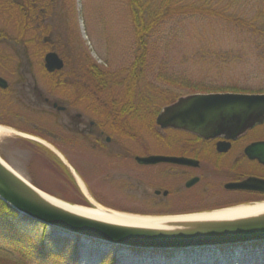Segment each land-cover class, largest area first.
Masks as SVG:
<instances>
[{
	"label": "rangeland",
	"instance_id": "rangeland-1",
	"mask_svg": "<svg viewBox=\"0 0 264 264\" xmlns=\"http://www.w3.org/2000/svg\"><path fill=\"white\" fill-rule=\"evenodd\" d=\"M186 1L188 3L197 1L196 4L204 5L219 4L214 6L231 8V10L226 13L225 18L203 19L197 23L181 25L180 20L168 21L165 26L160 27L156 33L152 34L153 37L139 62L138 79L135 78V74H131L137 40L128 0H56L53 5L51 4L52 6L47 8L48 14L49 12L50 14L46 16L47 24L49 23L51 28V31L48 32L51 40L48 43H42L43 39H41L36 47L33 46V49H36L34 55L22 56V64L19 62L18 65L17 57H14V61L10 63L9 67L0 63L2 65L0 75L10 82L11 90L14 93L13 99L10 96H3L4 94L0 92V125L16 131L0 135V156L4 161L41 190L62 200H67V202L68 199L77 200L76 204L90 205L91 208L100 205L119 212L141 215L190 214H171L149 210L141 201L133 185L130 189L123 188L118 181L109 180L110 178H106L102 173L92 172L96 165L102 172L109 171L110 159L99 152L92 151L89 148V141L80 140L78 136L74 139L72 133L65 131L64 134L71 139L67 140L69 142L64 139H59L58 143L52 142L53 145L49 141L45 142L59 151L67 163L73 166L80 178L83 176L81 180L86 187V191H84L87 196H85L75 176L74 180L78 190L75 183L73 182V184L69 180L49 152L29 145L30 143L25 140L35 141L30 138L34 136L31 134L34 133L32 131L35 128L43 126L46 127L44 130L47 132L54 130L55 133L60 129L55 124V117H58L55 111L37 113L29 109L30 104H33L34 101V94L30 92L34 85L46 96L56 98L60 103L66 105L70 113H82L85 119H92L100 125L105 123L106 135L113 138V143L133 145L140 144L141 136L139 135L142 133L149 143H155L151 136L153 131H150L148 126L156 129V116L165 106L174 103L182 96L193 94V91L184 87L189 82L190 84H195V81L209 84L210 81L218 79L222 84L227 81L225 86L246 87L256 93L258 90H263L261 85L264 83V72L256 61L262 60L259 57L264 54V49L257 50L253 47L250 50L248 48L249 39L232 30L226 17L234 19L237 18L236 15L243 13L248 17L257 18L256 13L264 11V0ZM153 2L158 6L166 4L174 6L178 0H153ZM36 13L39 14L40 9L36 10ZM10 16V13H5L2 10V2H0V27H5L7 19L12 20ZM7 25L9 29L6 32L10 36H14L19 31L16 29L15 23L9 21ZM235 28L233 25V29ZM7 38L2 40L0 48H13ZM41 44H44L46 50L49 49L48 51H56L64 59L63 70L57 73H49L46 70L44 54H37V50L41 49ZM14 46L30 47L21 43L17 45L14 43ZM9 53L13 54L14 52ZM227 54L230 56L227 57ZM239 54L244 56H234ZM86 59L100 66L106 79L105 83L100 84L95 90H93V82L90 81L86 67H84ZM250 62L257 65H249ZM233 64L236 65L233 66ZM260 64L262 66V63ZM256 66H258L257 69ZM129 74L131 80L128 77ZM227 77L232 80H228ZM61 80L62 85L57 86L56 81ZM127 85L136 91L135 98L141 99L142 104L139 111L141 110L143 113L140 116H133L141 123L132 124V127L139 131L130 133V135L113 130L107 116L114 109L112 101L116 103L129 101L130 96H126ZM162 91L163 95L160 94ZM17 94L19 96L22 94L25 101L19 102L15 98V95L19 98ZM79 95H83L85 98L79 101ZM173 99L174 101L171 102ZM94 107L101 108V113H97ZM155 112L156 114H153ZM60 116L63 119L64 115ZM130 121H132L131 118ZM144 129H146L145 133ZM78 146H81L82 149L78 150ZM46 147L53 151L50 147ZM0 230L25 241L27 246L34 249L36 254L33 253L34 257L39 262L32 264H100L103 261L105 264H113L116 255L128 256L125 257L127 261L134 257V255H127L122 249L116 247L84 246L78 249L77 245L80 243L78 240L71 241L74 245L59 246L64 235L55 231L49 232L47 241H41L2 216H0ZM257 249L262 250L263 254L252 256L243 254L245 252H239L245 256H241L238 260L229 259V254H227L225 260L217 261L214 264H264V244ZM94 251L98 252L91 257L93 258L91 261L94 260L92 262L89 261L90 259L88 260L87 256V259L79 257L82 253L90 257V253H94ZM189 254L192 253L165 252L138 256L148 260L149 264L165 262L170 264L175 263L174 261H177L179 257H187ZM0 259L8 261L10 264H28L17 254H12L9 251H0ZM118 259L119 264H133L130 260L125 262L121 256Z\"/></svg>",
	"mask_w": 264,
	"mask_h": 264
},
{
	"label": "flooded vegetation",
	"instance_id": "flooded-vegetation-1",
	"mask_svg": "<svg viewBox=\"0 0 264 264\" xmlns=\"http://www.w3.org/2000/svg\"><path fill=\"white\" fill-rule=\"evenodd\" d=\"M55 1H0L2 10L10 13L12 19H7L5 27H0V45L2 40L9 36L8 43H11L13 47L0 48L1 64L11 66L10 63L14 61V57H17L18 65L19 62L22 64V56L34 55L36 49H33V46L36 47L41 39H43L42 43H48L51 40L48 33L51 28L49 23L47 24L46 16L50 14L47 8ZM38 9H40L39 14L36 13ZM9 21L15 23L16 29H19L14 36L6 32L9 29L7 25ZM12 41L15 45L21 43L30 47H15ZM40 47L37 54H44L45 65V56L50 51L46 50L44 44ZM57 72L59 71L51 73ZM0 92L4 94L3 96L14 99L10 82L6 88L0 86ZM30 92L34 94V101L30 104V108L36 109L38 113L55 111L58 116L55 117V124L60 128L55 133L54 130L47 132L44 130L46 127L42 126L33 129L32 132L50 143H58L59 139L63 140L65 131L75 134L80 140L89 141V148L92 151L99 152L111 161L110 170L106 173L102 172L98 165L94 166L92 172L102 173L106 178H110L109 180L118 181L123 188L130 189L133 185L141 201L149 210L171 214L197 213L264 202V122L255 124L235 138L226 135L205 138L185 129L161 128L155 121L156 129L148 126L150 131H153L151 136L155 143H149L143 133L139 135L141 136L140 144L113 143V138L106 135L105 123L100 125L92 119H85L82 113H70L66 105L56 98L46 96L36 85ZM19 98L22 102L25 101L22 94ZM84 98L83 95L78 96L79 101ZM128 100V104H135L129 106L122 117L115 118V114L119 112H113V116L109 118L113 130L124 135L139 131L133 128L132 124L141 122L133 116L143 114L141 110L139 111L141 99L134 96L129 97ZM113 107V110L117 108L115 105ZM94 109L97 113H101V108L94 107ZM61 114L64 115L63 119L60 118ZM145 130H143L144 133ZM79 149H82L81 146H78ZM153 155L183 160L157 163H145L139 160L140 157L146 158ZM251 178H255L256 181L249 183L246 187L232 186Z\"/></svg>",
	"mask_w": 264,
	"mask_h": 264
},
{
	"label": "water",
	"instance_id": "water-1",
	"mask_svg": "<svg viewBox=\"0 0 264 264\" xmlns=\"http://www.w3.org/2000/svg\"><path fill=\"white\" fill-rule=\"evenodd\" d=\"M64 66V60L57 52L50 51L46 54L45 67L49 72L59 71ZM8 84V81L0 76V86L6 88ZM156 122L161 128L185 129L205 138L220 135L235 138L255 124L264 122V93L218 92L182 96L174 103L165 106L158 114ZM30 138L50 147L78 180L74 168L58 150L39 138ZM139 160L145 163H157L181 162L180 160L183 159L153 155L140 157ZM253 181L256 179L251 178L232 186L243 188ZM41 191L0 156V198L20 216L46 225L50 231L62 233L70 241L78 240L80 244L99 246V248L116 247L127 255L192 253L183 258L178 256L177 260L207 258L214 255L226 256L252 251L251 246L255 243L264 244V211L235 218L207 217L176 220L162 226L135 225L87 215L74 207H65L51 201L42 195ZM219 210L221 209L175 216H154L185 217Z\"/></svg>",
	"mask_w": 264,
	"mask_h": 264
},
{
	"label": "trees",
	"instance_id": "trees-1",
	"mask_svg": "<svg viewBox=\"0 0 264 264\" xmlns=\"http://www.w3.org/2000/svg\"><path fill=\"white\" fill-rule=\"evenodd\" d=\"M130 5V11L132 15V24L135 27L136 32V40L137 45L135 49V61L132 66L131 74H135V78L138 79V68H139V62L141 61V56H144V52L146 50V47L153 37L152 34L156 33L157 30L160 29V27L165 26L168 21H176L180 20L179 23L181 25H185L187 23L191 22H199V20L203 19H212V18H225L226 13L231 10V8H223V7H217L214 5L219 4H210V5H204L201 3H195L197 1H194L192 3H188L186 0H178V3L174 6L170 4L166 5H156L153 0H128ZM195 3V4H193ZM257 18L248 17V15H245L243 13H239L237 18L230 19L228 16L226 17L228 20V25L231 27L232 30L235 32L237 31L240 36L249 39L248 41V48L252 50L254 47L255 49H264V11L258 12ZM148 17V18H147ZM236 27L235 29H233ZM253 43V44H252ZM50 44V43H49ZM49 50V49H48ZM262 53V51H261ZM227 57L230 56V54L226 55ZM235 57H243L244 55H234ZM262 60L256 61L258 63L259 68L264 72V54L260 55ZM240 60V59H239ZM262 63V66L261 64ZM247 64V63H246ZM254 63H251L249 65H253ZM236 64H233V66ZM257 65V64H254ZM256 66L255 68L257 69ZM83 67V63H82ZM86 71L88 73L89 79L91 82H93V90H95L97 87L105 83V76L102 72V68L100 66L95 65L90 60H85ZM253 69V68H252ZM60 72V71H59ZM104 76V77H103ZM131 80V75L128 76ZM228 80H232L231 78H228ZM127 80V79H125ZM217 81H210L209 84H201L198 81H195V84H189L184 87L187 89L193 91V93H212V92H251L250 89H246V87H237L233 85H226V83H221L218 79H215ZM128 81V80H127ZM192 81V80H191ZM108 82V81H107ZM57 86L62 85L61 81H56ZM208 86V87H203ZM263 90H258L257 92H264V83L261 85ZM132 90L133 88L130 85H127V97H132ZM136 91L133 90V97L135 95ZM161 95H163V91L160 92ZM18 95V94H17ZM19 96V95H18ZM165 96V95H164ZM167 96V95H166ZM179 97V96H178ZM177 97V98H178ZM19 102H22V99L15 97ZM176 98V99H177ZM175 99V98H174ZM171 100L172 101H174ZM135 103H131V105H134ZM112 105L117 106L115 110H112L108 113V118L110 116H113V112H119V114H115V118L122 117L125 112H127L128 107L131 106L130 104L123 103V102H114L112 101ZM33 112H37L36 109L30 108ZM32 112V113H33ZM38 113V112H37ZM153 114H156L153 113ZM27 132V131H26ZM37 135L35 132L32 133ZM63 135H65L63 133ZM39 136V135H38ZM75 139L77 136L75 134H72ZM64 141L69 142L67 140H71L67 137V135L64 136ZM29 145H34L37 148H40L44 151L49 152L50 156L53 157V159L60 165L65 175L69 178V180L73 183H75L74 175L70 171V169L61 161V159L49 148L44 146L43 144L35 141H31L28 139H25ZM73 183V184H74ZM75 186L78 190V186L75 183ZM67 201V200H66ZM68 202L76 204L77 200H71L68 199ZM87 206V205H86ZM90 206V205H88ZM0 216L4 217L6 220L11 222L17 227L23 228L24 230H27L30 235L36 239H39L41 241H44L47 239V236L50 232V228L44 224L28 220L25 217L20 216L16 211H14L4 200L0 198ZM60 242H70V240L67 237H63ZM262 245L259 243L252 244V248H259ZM0 251H9L12 254H17L21 259L26 261L28 264L37 263L39 262L34 257L35 251L34 249L30 248V246H27L25 241L15 238L4 231L0 230ZM137 251V250H135ZM35 255H34V254ZM48 257V256H46ZM38 259H46L45 257H37ZM0 264H10L8 261H4L3 259H0Z\"/></svg>",
	"mask_w": 264,
	"mask_h": 264
},
{
	"label": "bare ground",
	"instance_id": "bare-ground-1",
	"mask_svg": "<svg viewBox=\"0 0 264 264\" xmlns=\"http://www.w3.org/2000/svg\"><path fill=\"white\" fill-rule=\"evenodd\" d=\"M11 132H16V131L7 126L5 127L3 125H0V135L9 134ZM78 180L82 188L86 191V187L83 181L79 177H78ZM41 192H42V195H44L51 201L59 203L60 205H63L65 207H69V208L74 207V209H77L78 211L85 213L87 215H90V216H93L99 219L107 220V221L119 222V223H125V224H135V225L162 226V225H165L169 222H173L176 220H183V219L185 220V219H190V218H207V217L235 218V217H243L247 215H254V214H258L264 211V202H262V203H256V204H250V205H240L237 207L221 209L219 211H215L214 213H207V214L195 215V216L156 217L154 215L131 214V213H124V212H119V211L117 212L111 209H106L100 205H98L95 208L87 207L84 205H76V204L73 205L60 198L50 195L49 193L43 190ZM167 216H170V215H167ZM97 252L98 251H94V253H90V257L89 255H85V253H82L79 257L87 259L86 258L87 256L88 260L90 259L89 261L92 262L94 260L91 261V259H93L91 257L93 256V254H96ZM246 254H253V253L248 252ZM119 256H121L122 260H124L125 262L127 261L125 257L127 258L128 256H125V257H123V255H119Z\"/></svg>",
	"mask_w": 264,
	"mask_h": 264
}]
</instances>
